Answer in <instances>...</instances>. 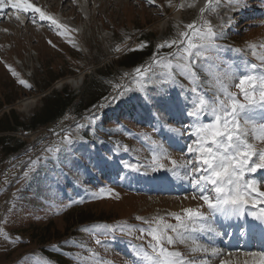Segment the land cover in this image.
Returning a JSON list of instances; mask_svg holds the SVG:
<instances>
[{"label":"rangeland","instance_id":"obj_1","mask_svg":"<svg viewBox=\"0 0 264 264\" xmlns=\"http://www.w3.org/2000/svg\"><path fill=\"white\" fill-rule=\"evenodd\" d=\"M33 2L45 7L68 29H61L58 34L48 22H40L38 16L36 23L27 17L21 23L15 19L13 9L0 13V121L12 111L23 121L53 91L68 88L69 94L78 93L101 79L99 69L110 66L114 76L128 74L116 79V83L127 79L124 85L129 90L119 96L116 92L81 118L67 115L33 132L0 133V137L13 136L5 147L21 143L26 146L8 155L0 148V264H150L141 251V246L151 251L147 248L150 237L136 239L139 231L129 236L112 229L148 228L144 221L151 222L157 217L176 223L169 214L181 213L186 207L182 204L178 208L177 204L182 203L186 193L190 197L191 192L189 180L180 178L185 169H177L174 176L167 160L163 161L165 168L157 171L145 165H151L154 150L157 154L166 150L178 162L195 160V155L187 153L186 148L193 143L194 137L188 132L196 121L185 113L201 97L209 102L223 98L217 75L228 73L224 83L244 102L235 86L239 77L264 74V47H259L264 45V23H261L264 6L260 0H243L247 7L233 12L223 5L216 8L215 4L212 5L215 10H209L206 0H155L153 4L148 0H88L85 9L80 0ZM175 9L181 14L179 19L174 16ZM201 9H205L203 14ZM203 20L210 21L224 36L216 41L220 46L216 51L192 58L196 73L192 79L180 75L174 67L184 62L173 59L175 46L158 49L157 45L177 38L179 32L187 30V24L196 21L199 25ZM162 22H166L163 27ZM144 34L155 35L157 41L151 57L138 66L143 69L151 65L141 90L136 83L141 79L135 72L138 67L126 69L117 64L126 47L133 43L139 46V37ZM250 45L257 47L252 50ZM157 53L172 61L174 80L167 77V68L153 64ZM6 65L18 73V78ZM197 72L203 76L201 79ZM68 78L83 81L76 86H59ZM18 79L32 87L21 85ZM101 85L109 89L103 81ZM256 95L258 98L259 94ZM31 98L36 100L33 108L22 110L21 102ZM210 118L202 116L201 122ZM256 143L264 148V144ZM126 164L139 165L140 170L134 171ZM160 171L167 172L168 178L163 173L166 179L186 182L188 191L174 195L157 192L152 179ZM263 175L264 169L248 174L260 182L261 191H264ZM209 194L214 195L210 188ZM94 195L104 198L94 199ZM70 201L82 203L65 208ZM194 201L203 205L202 200ZM200 210L209 212L206 205ZM75 214H81L79 222L65 230L66 221ZM213 221L210 216L208 224L215 227ZM49 224L48 233H42ZM205 233V246L223 251L225 238ZM96 239L101 244L97 245ZM256 242L252 235L251 246L255 249L250 251H262L256 248ZM170 250L181 251L196 264L203 260L218 264L227 258L191 253L185 244H176Z\"/></svg>","mask_w":264,"mask_h":264},{"label":"snow or ice","instance_id":"obj_2","mask_svg":"<svg viewBox=\"0 0 264 264\" xmlns=\"http://www.w3.org/2000/svg\"><path fill=\"white\" fill-rule=\"evenodd\" d=\"M260 2L264 6V0H260ZM148 3L153 4L155 0H148ZM206 3L209 10H215L212 8L213 4L216 8L223 5L227 10L233 12L247 7V3L243 0H206ZM8 7L15 10V19L21 23L25 17L36 23L38 16L40 22H48L49 27L56 30L58 34H61L59 31L61 29H68V26L54 14L45 7L34 3L33 0H0V9ZM204 11L205 9H201L202 14ZM185 27L187 30L179 32L177 38L165 40L157 45V48L175 46L176 53L173 59L184 62L177 63L174 67L179 70L180 75L195 79L196 73L192 68L195 61L192 58L205 52L216 51L220 47L216 41L222 39L224 33L218 32L216 26L207 20H203L199 25L193 21ZM49 43L51 44V41ZM145 46L146 43L141 44V48ZM249 47L254 50L257 45ZM259 47H264V45H259ZM117 51H119L118 48ZM153 64L167 68V77L175 79L176 73L172 71L171 60L160 57L157 53L153 58ZM6 67L14 77L18 78V73L10 65H6ZM149 71H151V65L143 69L140 67L135 69L141 78L136 81L141 90H143L144 78ZM228 78V73L215 77L223 93V98H218L216 102H209L201 97L185 113L196 121L189 126L192 130L188 132V135L193 136L194 140L186 148L187 153L195 155V160L178 162L172 159L166 150L160 151L159 154L154 150L151 165H145L146 168L151 167L153 171H157L165 168L163 161L167 160L172 165L170 171L174 176L177 175V169H185L180 178L189 180L191 199L202 200L209 212L206 214L200 210L203 205L196 208L187 207L183 208L181 213L169 214L175 219V224L167 222L163 217H157L151 222L144 221L149 224L148 228L135 229L133 226H121L118 229H112V231L118 230L129 236L139 231L140 234L136 236V239L150 237L147 248L151 251H146L141 246V251L150 264H196L194 259L185 256L181 251L170 250V247L176 244H185L190 248L191 253L202 252L210 254L211 257L222 255L216 247H208L199 243L192 234L207 231L219 236L221 231L208 224L209 217H222L225 222H230L233 219L240 221L246 218L249 206L255 210L247 211V216L257 223H237L235 226L240 230L242 236L254 234L259 230V234L264 238V207L261 206L264 205V191L260 190L258 180L248 176L249 173H256L258 170L264 169V148L258 147L256 143L264 144V74H246L239 77V83L235 86L240 89L244 102H241L235 94L228 90L227 84L224 83V80ZM18 82L27 88L32 87L23 79H18ZM114 89L118 90V96L129 90L126 85L120 84L114 85ZM257 93L259 94L258 98ZM207 115H210L211 118L207 122H201V117ZM258 116L259 120H257ZM91 119L94 121L96 118L93 116ZM180 134L183 135V133ZM64 139L70 143L69 137L65 136ZM46 151H52V149ZM125 167L134 171L140 170L137 165L126 164ZM25 175L27 176V172ZM209 188L214 195L209 194ZM103 191L101 189V192ZM93 198L103 199L104 196L94 195ZM187 198H189L188 193L185 194V199ZM76 203H82V201H70L64 207L69 208ZM137 219L141 218L137 217ZM229 226L231 225L229 224ZM0 234H2V230H0ZM5 239H10V237L5 236ZM189 241H191L190 245ZM95 243L99 245L101 240L96 239ZM244 256L248 258L244 264H264V251H249L245 252ZM201 264H207V260H203ZM221 264H227V261L221 260Z\"/></svg>","mask_w":264,"mask_h":264},{"label":"trees","instance_id":"obj_3","mask_svg":"<svg viewBox=\"0 0 264 264\" xmlns=\"http://www.w3.org/2000/svg\"><path fill=\"white\" fill-rule=\"evenodd\" d=\"M156 41L157 39L155 35H142L139 37L138 48L125 54L117 66L129 69L144 64L145 58L151 57L154 53ZM142 43H146V46L143 48H141ZM104 69L105 70H98V74L101 75V79L99 78V80H94V84L92 86H90V84L78 93L69 94L67 91L68 88L59 92L57 90L53 91L50 95L43 99L42 105L39 106L29 118H26L23 121H20V117L12 111L10 115L5 116L4 119L0 121V133L8 131L33 132L45 126H50V124L54 123L57 119L64 118L67 115H72L73 119H77L92 112L94 109L99 107V103L108 101L111 96L118 91L114 89V85L120 84L123 86L127 80L125 79L122 82L116 83V79H121L125 74H117L114 76L113 68L111 66ZM197 75L200 79L203 77L199 72H197ZM112 77H114V79H112ZM102 81L109 89H105L101 85ZM105 97L108 99L105 100ZM12 139L13 136L0 137V148L7 155L19 150L20 148L22 149L25 146L24 143H21L14 145L12 148L5 147L6 142L11 141ZM8 144L10 145V143ZM80 218L81 214H75L73 217L71 216V218L66 221L65 230L69 231L71 225H77L79 222L78 219ZM49 230L50 224L45 227V230L43 229L41 231L42 233H48Z\"/></svg>","mask_w":264,"mask_h":264},{"label":"bare ground","instance_id":"obj_4","mask_svg":"<svg viewBox=\"0 0 264 264\" xmlns=\"http://www.w3.org/2000/svg\"><path fill=\"white\" fill-rule=\"evenodd\" d=\"M87 1L88 0H80V6L82 7V9H85L84 7L87 6ZM9 10H12V8L11 7L3 8V9H0V13L6 14V12H8ZM13 12H14V17H15L16 13H15L14 9H13ZM174 16L177 19H179V17H181L179 10L175 9ZM24 20H25V18H24ZM24 20H23V22H24ZM165 24H166V22H162L161 27L165 26ZM82 81H83V78H81L79 80H76L73 78H68L66 81L63 80L62 82H60L59 86H62L63 84H71L72 86L73 85L76 86V84L78 85ZM35 103H36V100L32 99V98L27 99L25 101H22L21 102L22 110L28 111V110L32 109L33 108L32 106H34ZM164 172L165 171L157 172L155 174L154 178L152 177L153 178L152 180L155 182L154 185H155V188L157 189V192L174 195V194L185 193L188 191V189L186 188V186H187L186 182H183V183L178 182L176 180V178L166 179L167 172H165V176H166L165 178L163 177ZM182 200H183L182 203L177 204L178 208H182V204H184L186 208L187 207L196 208V207L200 206V204L199 205L196 204L195 201L191 199V197L185 199V196H183ZM247 211H254V210L252 208H248ZM247 211H246V218L242 219L240 221L233 219L230 222H225L222 217H215L214 218L213 223L215 224V222H216L218 229L221 231V235L222 234L224 235L226 232L228 235L226 243H225V248L223 249V251H220L222 253V255L227 256V258L225 259V261H227V264H235V263L236 264H240V263L243 264L244 261L246 259H248L247 257L244 256V253L249 252L250 251L249 249H252L250 247V238H251L252 234L242 236V235H240V230L235 226L237 223H243V224L257 223L256 221H253L250 216H247ZM229 224L231 226H229ZM223 225H227V231H225V232H223V230L221 229V227ZM200 233L201 232H196V233H193L192 235L196 238V240H198L199 243L205 245L206 244L205 238L203 236L198 237V234H200ZM201 234L206 235L205 232H203ZM256 234L259 237H261V235L259 234V230L256 231ZM221 235H219V236L215 235V236L217 238H219ZM237 242H240V244L237 245L236 244ZM263 245H264V240L260 243L259 250H261V248H263L262 247ZM262 251H264V249ZM229 253H230V255H229ZM207 264H212V261H208ZM218 264H221V262Z\"/></svg>","mask_w":264,"mask_h":264}]
</instances>
